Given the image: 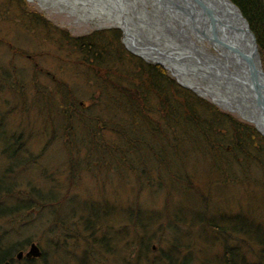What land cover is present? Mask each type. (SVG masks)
Listing matches in <instances>:
<instances>
[{
    "label": "rangeland",
    "instance_id": "1",
    "mask_svg": "<svg viewBox=\"0 0 264 264\" xmlns=\"http://www.w3.org/2000/svg\"><path fill=\"white\" fill-rule=\"evenodd\" d=\"M26 2L30 9L43 12L53 25L30 23L26 12L14 0H0V171L3 159H6L4 167L10 169L3 181L8 191L0 190V254L11 253L12 244L29 239L41 248V264H181L186 251H191L195 256L190 264H198L199 257L205 260V264H223V247L230 245L240 249L245 263L256 262L254 253L261 247L249 233L229 229V239L226 234L225 237L212 238L208 229L206 233H201L203 224L193 215L196 211L200 213L202 207H197L201 206L200 202L196 206L194 197L197 195L195 189L200 190L208 198L207 215L215 212L214 217L228 219L218 221L221 229L227 228L231 220L244 224L246 229L262 239L263 150L253 159L259 167L250 158L245 159L247 164L240 166L242 155L247 154L238 148L231 150V147H227L221 152L217 168L204 153L187 152L184 142L182 151L174 153L172 150L170 153L172 159L167 169L164 168L166 164H157L146 158L139 164L138 176L125 171L116 174L111 169L89 170L77 164L72 167L76 169L72 181L67 180L68 174L72 173L62 143L67 124L64 119L55 123L59 128L51 135L48 125L44 123L45 112H50L51 119H60V110L68 109L74 101L73 105L83 107L84 111L88 107L92 115L104 116V109L111 104L110 98L115 96L112 92L116 88L102 90L101 81L117 82L123 87H138L142 79L138 80L140 75L131 78L138 74L137 60L126 55L130 52L121 43V31L110 26V22H103L101 26L90 25L75 20L74 16L58 8H41L34 0ZM54 26L66 28L70 35L84 38L101 29L105 31L93 35L94 42L87 53L86 40H81L83 46L79 45L80 41L74 43L61 36ZM112 29L118 30L116 35H112ZM102 38L108 39L109 46H100L98 39ZM207 42L203 41L207 51L214 52ZM92 52H96V57L89 54ZM93 67L104 72L100 75L99 72L94 73ZM66 88L70 89L71 95ZM197 96L212 103L206 95ZM215 106L253 125L235 111ZM72 122L77 132L75 115ZM219 126L223 127L222 124ZM225 134H230L228 129ZM169 138L150 141V145L160 154L172 149L171 145L157 151L164 143L172 144L174 138ZM5 145L8 146L5 150L8 156L1 153ZM245 145L246 150L253 149L246 142ZM13 149H17V152L12 153ZM83 151L74 153L73 158H83ZM173 173L181 175L184 184L193 182L194 187L189 188V185L186 187L182 183L171 189ZM184 177L191 182L186 183ZM69 182L70 187L67 186ZM43 192L53 198L52 204L46 205L41 201ZM244 194L254 200L251 211L248 207L250 199H245ZM136 204L139 209H144L145 215L151 210V218L147 216L145 220V237H138L140 230L137 228L127 234L124 227L128 225L125 209H131ZM165 204L168 214L162 209ZM239 206L243 207V214H237ZM248 211L260 222L255 225ZM90 214L91 217L88 216ZM92 214L97 215L96 221L92 219ZM173 214H177L183 222L189 221L187 226H180V234H177L179 229L170 222L169 217ZM85 216L89 219L85 220ZM238 218L243 220L240 222ZM165 221L168 225L163 227ZM86 223L92 227L87 228ZM143 237L149 239L145 252L137 248V243ZM172 239L179 247L176 259L164 257L168 256L165 251H169L166 240ZM161 251L164 252L163 256ZM232 262L243 264L236 258ZM261 264H264V258Z\"/></svg>",
    "mask_w": 264,
    "mask_h": 264
},
{
    "label": "trees",
    "instance_id": "2",
    "mask_svg": "<svg viewBox=\"0 0 264 264\" xmlns=\"http://www.w3.org/2000/svg\"><path fill=\"white\" fill-rule=\"evenodd\" d=\"M230 1L237 6L243 17L247 20L249 28L255 35L261 64L264 70V0ZM14 3L26 12L27 19L29 18L30 23L41 22L42 25H53L52 21L46 18L43 12H36L30 9L29 4L25 0H14ZM54 28L61 36L71 39L74 43L80 41L79 45L82 44L81 40H86L85 46L87 47V53L94 42L93 35L105 31V29H101V31L99 30L84 38V36L76 37L70 35L66 28H61L59 26H54ZM116 32H118V30H111L112 35H116ZM103 39L104 38L98 39L100 46H109L108 39ZM89 54L96 57V52ZM126 55L129 58L135 57L139 67V71H137L138 74L131 76V78H138L140 75L138 80L141 78L142 81H140L138 87L131 85L123 87L117 82L101 81L102 90H105L107 87L116 88V90L112 92L115 96L110 98L111 104L106 105L107 109H104L106 115H92L88 112V107L86 111H84L83 107H78L76 104L73 105L74 101L69 104L70 107L68 109L62 108L60 110L58 113L60 119H51L50 112H45L46 119L44 123H46L45 126L48 125L51 135L59 128L55 123H59L64 119L67 124L66 130H64V136H62V143L65 146L63 149L72 172L68 174V181H72L76 174H73V171L76 169H72V167L77 166V164L89 170L100 171L101 169H111V171H114L116 174H123L125 171L126 173L130 172V174L138 176L139 164L146 158L157 164H166L164 168L167 169L172 159L170 153H172V150L174 153L182 151V144L184 142L187 152L204 153L210 157L209 161L217 168L219 167L218 160H221V152L227 150V147H231V150L238 148L237 150L244 151L247 154L244 156L242 155L243 158L239 161L240 164L238 165L242 166L241 164H247L248 161L245 159L249 160V158L252 159L250 161L258 165L253 159L259 155L261 150L264 151V136L261 135L252 124L240 121L231 113L217 108L213 103H210L208 100L197 96L187 88L179 85L169 72L160 65L146 62L140 57L130 55V53H126ZM91 58L93 57L91 56ZM93 69L94 73L99 72V75L101 72H104V70H100L99 68L96 70V68L93 67ZM66 90L71 95L70 89L66 88ZM107 93L110 94V91L108 90ZM91 104L94 105L93 102H91ZM151 104L154 106H151ZM73 115H75L77 122V132L74 131L75 127L72 125ZM220 124H222L223 127H220ZM227 129L230 134H225ZM170 136L174 138V140H171L172 144L169 145L164 143V146L158 148L157 151L166 149L167 146L171 145L172 149L160 154L155 152V149H152L150 141H157V139L158 141L169 140ZM245 142L251 145L253 148L251 151L245 149ZM12 143H15V141ZM7 149L8 146L5 145L1 153L8 156L9 154H5V150ZM80 150H84L85 156L80 160L74 159V153L78 154ZM150 150L152 153H150ZM15 152H17V149H13L12 153ZM5 160L6 159H3L1 162L0 190L5 189L8 191V188H5V184L3 183L7 177L6 173L10 172V169L4 167ZM181 177L182 176L177 173L171 175L173 184L172 187L170 186L171 189L174 188V185H181L183 183L181 182ZM184 178L186 179V183L191 182L188 177ZM69 185L70 182L67 186ZM184 185L186 187L189 185V188L194 187L192 186L193 182ZM195 190L197 192V195L194 194L195 204L197 206L200 202L201 206L197 207H202V211L200 213L196 211L193 218L195 217L197 221L203 224L201 233H206L208 229L211 231L212 238H218V236L225 237L226 234L228 239L230 234L229 229H233L237 233H249V235L255 239L256 243L260 244L259 247H261L257 248L258 251L254 253L257 258L256 262L252 261L250 264H261L264 258V236L260 239L254 235L252 231L246 229L244 224H237V222L234 223L231 220L228 222L230 224L227 223V228L221 229L218 227V221L228 219L225 217H214L213 214L215 212H211L208 216V198H206L200 190ZM44 193L45 192L41 193V201L46 205L52 204L53 198L46 196ZM244 198L250 199V206L247 202L246 203L251 211L254 201L253 198L251 199L247 194H244ZM28 199L30 198L28 197ZM162 209L165 214L169 213L166 204ZM242 210H244L243 207L239 206L237 214H243ZM250 211H248L251 214L250 219L256 225V223L260 221H257L254 216H252L254 214ZM125 212H129V215L125 213L128 225L125 224L126 226L124 227L127 229V234L131 229L134 230L137 228L140 230L138 237L144 236L145 225L147 223L145 220L147 216L151 218V210L148 213L149 215H145L144 209H139L136 204L134 207H131V209L127 207ZM93 215L94 214H92V216ZM88 216L91 217V214ZM89 217L85 216L84 218L88 220ZM96 217L97 215H94L92 219L96 221ZM134 217L141 219H135ZM169 218L171 224L179 229L177 234L181 233L180 226L182 224L187 226L189 222L188 220L183 222V219L179 218L177 214H173ZM131 219H134V221ZM238 220L241 222L243 218H238ZM151 221H149V223ZM167 223L168 222L165 221V226L163 227H166L168 225ZM86 227L89 228L92 227V225L89 226V224L86 223ZM144 237L137 243L138 246L136 245L138 250L141 249L143 252L147 250L149 241V239ZM166 242L169 245V251L164 250L168 255L164 257H168V259H170V257L173 259L178 258L177 254L179 252V247L177 242L173 239L172 241L166 240ZM249 246L252 247L250 244ZM235 249L230 245H225L223 247L222 252L225 257L223 264H237L232 262L233 258L239 259L243 264H248L244 262V255L243 253H241L242 255L240 254V249L236 247ZM252 250L254 251V249ZM163 253L164 252L161 251L160 254L163 256ZM187 253L186 251L185 257L182 258L184 262L181 264L193 263L195 256L191 251ZM201 258L202 257H199L198 264H205V260Z\"/></svg>",
    "mask_w": 264,
    "mask_h": 264
},
{
    "label": "bare ground",
    "instance_id": "3",
    "mask_svg": "<svg viewBox=\"0 0 264 264\" xmlns=\"http://www.w3.org/2000/svg\"><path fill=\"white\" fill-rule=\"evenodd\" d=\"M34 1L41 8H58L74 16L75 20L90 25L101 26L103 22H110L120 26L123 29V41L132 51L143 55L150 53L154 59L164 64L179 82L208 95L218 104L237 111L241 116L256 121L259 129L264 132V126L258 122L254 112L249 107L235 103V97L240 96V89L231 85L230 80L226 81L225 86V81L221 77L213 75V70L214 73L220 70V64L232 73L237 72L231 64V59L226 55V50L212 37L209 38L205 32L203 33L199 24L190 21L177 10H168L166 13L153 0ZM207 2L221 12L228 14L235 12L233 7L223 0ZM179 28L183 30L182 34L186 41L178 33ZM217 37L233 44L228 32L224 31L222 36ZM206 38H209V44L214 48V52L207 51L204 46L203 41H207ZM150 45H155L161 53L148 47ZM193 46L204 55L199 52L195 54Z\"/></svg>",
    "mask_w": 264,
    "mask_h": 264
},
{
    "label": "water",
    "instance_id": "4",
    "mask_svg": "<svg viewBox=\"0 0 264 264\" xmlns=\"http://www.w3.org/2000/svg\"><path fill=\"white\" fill-rule=\"evenodd\" d=\"M158 7L167 13L168 10H177L178 13L186 16L190 21L199 24L202 28V32L206 33L209 38H213L214 41L220 43L222 47L226 50V55L231 59V64L237 70L236 73L230 72L224 65L220 64V70H213V75H218L225 81L230 80L231 85L237 86L241 93L238 98L235 97V103H240L245 107H249L254 114L258 122L264 126V70L261 65L260 55L256 43L255 36L250 30L247 20L243 17L239 9L230 0H223L233 7L235 12L224 13L216 10L215 6L210 5L207 0H153ZM219 13V14H217ZM110 26H115L121 31V42L124 47L143 60L160 65L162 68L168 70V68L162 64L159 60L154 59L153 55L147 53L148 55H143L132 51L128 48L123 41V29L120 26L111 24ZM205 28V29H204ZM228 32L231 36L233 44L226 43L217 36H222L223 32ZM178 33L183 37V30L178 29ZM186 37V35H185ZM184 38V37H183ZM209 38H206L208 43H210ZM184 41L185 38H184ZM192 46V44H191ZM154 49L156 52L161 53L155 45L148 46ZM192 50L199 52L204 55L197 47H192ZM155 56V55H154ZM211 58V57H210ZM215 60V58H211ZM230 64V63H228ZM169 71V70H168ZM220 72V73H218ZM170 75L174 77L176 82L186 88L191 89L197 95H204L201 92H197L191 87L181 83L178 79L169 71ZM233 90V88L231 89ZM208 96V95H207ZM209 97V96H208ZM211 102L215 105L226 109L228 111H233L227 107H224L217 102H215L211 97H209ZM238 99L239 101H237ZM240 117L253 123L255 129L264 136V132L259 129L257 122L250 120L246 117L241 116L237 111H235ZM38 254V248L34 243H31L26 255ZM1 264H9L8 262H3Z\"/></svg>",
    "mask_w": 264,
    "mask_h": 264
},
{
    "label": "flooded vegetation",
    "instance_id": "5",
    "mask_svg": "<svg viewBox=\"0 0 264 264\" xmlns=\"http://www.w3.org/2000/svg\"><path fill=\"white\" fill-rule=\"evenodd\" d=\"M70 186L71 184L69 185V187ZM31 243L34 242L27 239L26 242L25 240H22L21 242L12 244L11 247L13 248V250L11 253L7 255H5L6 253L0 254V264L3 262H8L9 264H41L42 251L37 244L34 243L38 248V254L26 255Z\"/></svg>",
    "mask_w": 264,
    "mask_h": 264
}]
</instances>
